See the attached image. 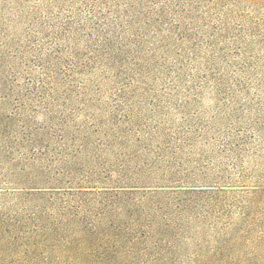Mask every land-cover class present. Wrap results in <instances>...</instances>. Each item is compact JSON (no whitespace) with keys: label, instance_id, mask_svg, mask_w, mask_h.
Segmentation results:
<instances>
[{"label":"trees","instance_id":"obj_1","mask_svg":"<svg viewBox=\"0 0 264 264\" xmlns=\"http://www.w3.org/2000/svg\"><path fill=\"white\" fill-rule=\"evenodd\" d=\"M0 264H264V0H0Z\"/></svg>","mask_w":264,"mask_h":264}]
</instances>
